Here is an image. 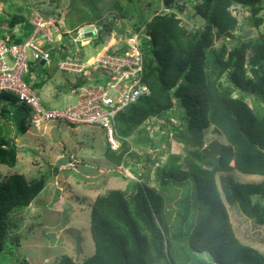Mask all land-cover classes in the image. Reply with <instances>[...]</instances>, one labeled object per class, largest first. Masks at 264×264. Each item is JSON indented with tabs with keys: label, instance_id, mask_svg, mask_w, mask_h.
<instances>
[{
	"label": "trees",
	"instance_id": "obj_1",
	"mask_svg": "<svg viewBox=\"0 0 264 264\" xmlns=\"http://www.w3.org/2000/svg\"><path fill=\"white\" fill-rule=\"evenodd\" d=\"M160 1L171 12L154 14L144 21L143 30L133 25L145 35L142 83L150 95L118 114L115 127L122 148L118 153L106 152V158L121 164L129 151L127 140L152 118L177 117L191 147L200 146L203 130L209 127L225 143L213 142L201 165L186 169L178 158L171 157L157 172L162 191L190 185L175 203L179 208L176 228L167 225L162 195L137 180L130 197L111 190L93 200L89 208L92 255L78 260L63 256L56 264H264L258 250L236 238L226 208H237L245 218L264 226V182L239 183L230 174L238 171L264 178V18L260 15L264 0H193L194 16L201 20L196 31L182 26L177 15H185L186 7L179 0ZM245 11L247 16H243ZM25 12L26 16L30 13ZM19 23L28 35L32 27L27 18L12 14L0 19V37L10 35ZM245 23L258 31L254 38L246 37L229 50L224 42L215 47L218 41L233 39L236 29ZM112 26L111 22L99 23L93 43L105 45ZM68 55L61 53V58ZM246 99H252L254 107ZM0 117L11 121L19 135L27 131L31 114L26 106L18 105L16 97L2 92ZM2 131L0 126V165L13 168L17 148ZM167 133L145 140L156 149ZM44 184L43 176L28 181L19 173L0 179L1 264L6 260L1 258L8 231L6 218L28 207Z\"/></svg>",
	"mask_w": 264,
	"mask_h": 264
},
{
	"label": "rangeland",
	"instance_id": "obj_2",
	"mask_svg": "<svg viewBox=\"0 0 264 264\" xmlns=\"http://www.w3.org/2000/svg\"><path fill=\"white\" fill-rule=\"evenodd\" d=\"M151 1L154 2L150 3ZM0 2L3 4L4 14L7 16L17 14L26 17L29 21L37 13L47 19H54L60 33H71L69 35L71 37L76 36V30L84 24H92L97 28L95 31H98L99 23L111 22L113 31L107 39L106 45L101 48L98 46L96 50H92V45L80 48V50L90 51L89 56L84 57L85 59L94 57L101 49L105 50L114 44L116 47L120 46L118 39H124V36L129 32H134V24L135 26L139 25L138 28L143 30L144 23L150 20L154 14L162 10L171 12L170 9L163 8L160 0H136V2L128 0H0ZM177 3L186 7L185 15H177L181 19L182 26L190 31L200 29L201 20L194 16L193 0L186 1V3L179 0ZM20 8H22L21 12ZM25 9L30 12L28 16H26ZM233 14L235 15L237 12H233ZM247 15L245 11L243 16ZM260 15L264 18V11ZM89 30H92V26L89 27ZM259 31H261V27ZM257 32L245 23L236 29L233 39L218 41L215 43V47L217 48L221 42H224L229 50L235 44L239 45L245 41L246 37L254 38ZM142 33L144 34L143 31ZM60 59L63 58L57 55L56 51L51 50L50 62L46 65L31 64L30 74L26 78L27 82L31 84L46 78L45 86H50L53 89L51 96L47 97L43 94L44 90L39 92L41 104L45 109H65L76 102L75 96L69 93L71 85L69 81L73 75L58 70L57 64ZM60 80H62L61 83H59ZM58 90L60 91L58 92ZM246 102L254 107L252 99H246ZM0 121L3 122L2 119ZM10 124L11 122L8 121L1 125L2 133L3 135L7 133L10 139L12 138L13 144L17 145V151L20 152L19 156L17 154L18 164L22 166L17 164L15 168H8L0 165V179H4L16 171L24 174L28 181L43 176L50 183L46 184L47 189L43 194L50 193L52 186H54L52 187L55 189L54 191L60 194L52 195V209H56L52 212L47 208L40 209V204L45 200L40 193L32 205L13 211L8 215L6 218L8 231L4 240V251L1 254V258L6 259L4 264H56L63 256H70L75 260L89 257L93 253V243L89 231V208L92 200L97 194L107 195L111 190H121L125 192L126 197H130L134 192L131 186L137 180L144 182L149 188L162 195L165 202L167 225L169 228H176L179 208L175 203L185 195L190 185L162 191L156 179L157 172L171 157L178 158V162L186 169L191 164L201 165L213 142L225 143L223 137L213 132L209 127L203 130L200 146L194 148L187 144L186 130L177 117L171 116L169 119L160 120L148 119L129 138L130 143L127 147L130 151L125 157L126 172H124L122 169H117V166L106 158V152L109 153L106 136L98 127L78 125L68 126V129H64L65 126H58L60 123L49 122V125H56L58 130H54L50 136L44 135L36 138L37 136L35 137L33 133H39L37 128L30 127L25 133L16 135L17 132L10 127ZM61 128L66 134H62ZM163 131H168V133L160 143V147L151 148L145 138L152 139L156 133L161 134ZM60 137H66L73 145L64 147ZM57 140L60 141V145L56 148L52 147V144ZM72 148L76 150L75 155L80 160V164L81 161L89 164L91 173H97L99 167H105L104 170L102 169L104 174L98 175L96 180L88 181L79 174L84 166L79 167L81 169L76 173V171L61 170L56 167L57 161L51 164L53 159L55 160L64 149L70 151L73 150ZM203 168L210 169L211 167L203 166ZM135 173L139 177L135 176ZM230 174L239 183L264 182V178L261 176L245 175L238 171H232ZM86 181L89 183L84 184ZM86 189H90V191ZM226 208L236 238L242 244L258 250L264 256V226L257 225L252 220L245 218L237 208L228 205ZM199 257L203 256L199 255ZM205 258L208 259L207 256Z\"/></svg>",
	"mask_w": 264,
	"mask_h": 264
},
{
	"label": "built area",
	"instance_id": "obj_3",
	"mask_svg": "<svg viewBox=\"0 0 264 264\" xmlns=\"http://www.w3.org/2000/svg\"><path fill=\"white\" fill-rule=\"evenodd\" d=\"M3 14L0 3V19ZM29 23L32 32L20 43L0 37V93L15 96L18 103L30 110V125L35 128L49 122L98 127L104 132L110 149L118 150L122 143L115 127L118 114L141 97L150 95L149 88L142 83L143 35L131 33L118 39L120 46L114 44L93 58L83 59L79 49L75 47L71 51L69 46L82 44L89 32L80 28L76 36L64 39L54 19L37 13ZM53 45L61 53L69 54L59 60L58 70L75 77L69 93L75 96L76 102L65 109H45L38 90L25 81L31 63L50 62ZM77 167L78 161L71 155L70 162L62 169L76 170ZM118 169L123 170L122 165Z\"/></svg>",
	"mask_w": 264,
	"mask_h": 264
},
{
	"label": "crops",
	"instance_id": "obj_4",
	"mask_svg": "<svg viewBox=\"0 0 264 264\" xmlns=\"http://www.w3.org/2000/svg\"><path fill=\"white\" fill-rule=\"evenodd\" d=\"M85 25H90V24H85ZM31 26V25H30ZM26 27H23V25L22 24H17V25H15L14 27H13V29H12V31H11V34L9 35V34H6L5 35V38H8V39H12V40H15V39H23V38H28L29 37V35H30V33L27 35V32H26ZM3 33H5V31H3ZM95 37L96 36H90V37H88L83 43V47L85 48V47H89V46H91L92 45V50H96L97 48H98V46L99 45H95L94 43H93V40L95 39ZM65 39H66V37H65ZM73 48V47H72ZM101 48V47H100ZM56 53H57V55H59L60 57H61V53H59L57 50H56ZM90 53V51L89 52H87V50L85 51V50H82L81 49V56L84 58V57H86V56H89L88 54ZM31 64H35V63H31ZM31 64H30V67H31ZM40 65H42V64H40ZM73 80H74V77L69 81V82H71V83H69V84H71L70 85V88L72 87V82H73ZM45 80H42V81H39L37 84H35V87H37L38 88V90H39V92L40 91H42V90H44V95H45V97H47V96H51V93H52V88L50 87V86H45V82H44ZM61 81L62 80H60L59 81V83H61ZM58 83V82H57ZM63 83V82H62ZM70 90V89H69ZM60 90H58V92H59ZM4 121V120H3ZM3 122H0V124H2ZM11 126V128L15 131V127L12 125V124H10ZM65 126V128L64 129H68V126L69 125H67V124H63V123H60V124H58V126ZM62 129V134L64 133V134H66L65 132H64V129L63 128H61ZM9 130V129H8ZM7 130V131H8ZM38 130V132L39 133H37V134H34L33 133V135L36 137V138H38V137H43L44 135L45 136H50V135H52V133H53V131L54 130H58V127L56 126V125H49V124H45L41 129H37ZM33 136V137H34ZM10 138V137H9ZM63 138V139H62ZM60 137V140H61V142H63L62 144L64 145V147L66 146V148H67V145L70 147V146H72L73 144L71 143V141H69V140H67V138L65 137ZM60 141H58L57 140V142L55 143H53L52 144V147L53 146H55V148H56V146H59L60 145V143H59ZM49 147H51V146H49ZM16 148H17V145H16ZM18 149V148H17ZM73 149V148H72ZM67 152H76V150H65L64 149V151L57 157V158H55V160L53 159V161H52V163L51 164H54L56 161H58V159L61 157V156H63L64 154H66ZM17 154H18V156L20 155V152L19 151H17ZM22 155V154H21ZM75 157H76V155H75ZM48 158H50L51 159V157H48ZM78 159V158H77ZM38 161H39V159H37ZM49 163H50V161H49ZM81 163L83 164L82 166H84V169L79 173L80 174V176L84 179V180H88V181H91V180H96L97 179V177H98V175H103V173H104V169L103 168H105V167H99L98 168V172L97 173H91L92 172V170L90 169V167L88 166L89 164L88 163H85L84 161H81ZM107 163V162H106ZM17 164H18V158H17V163H16V165H15V167L17 166ZM18 165H21V164H18ZM28 165H30V164H28ZM22 166V165H21ZM30 166H32V165H30ZM33 166H35L36 167V165H33ZM53 166V165H52ZM85 166H86V168H85ZM15 167H13V168H15ZM81 167V166H80ZM101 168V169H100ZM80 169L81 168H78V170L76 171V173H78L79 171H80ZM103 169V170H102ZM107 170V169H106ZM15 173H19V174H22V173H20V172H15ZM24 175V174H23ZM25 176V175H24ZM39 178V177H38ZM35 179H37V178H35ZM45 179V184H44V188H43V190L40 192L43 196H44V201L40 204V206H41V208L40 209H44V208H47V210H49V211H54V210H56V209H52V202H53V197H52V195L54 194V195H59L60 193L59 192H57V191H54L55 189H53L52 187H54V186H52L51 187V189H52V191H50V193H47V194H43V192L47 189V187H46V184H50V183H48L49 181H46V178H44ZM91 179V180H90ZM75 182V181H74ZM76 183L78 184V182L76 181ZM89 182H87L86 181V183H84V184H88ZM59 189H61L60 187H58ZM57 189V188H56ZM87 190V189H86ZM87 191H90V189H88ZM40 193H39V195H40ZM95 193V192H94ZM96 194V193H95ZM62 195V194H61ZM62 198V197H61ZM34 201V200H33ZM93 201V200H92ZM30 205H32V203L30 204ZM29 205V206H30Z\"/></svg>",
	"mask_w": 264,
	"mask_h": 264
},
{
	"label": "clouds",
	"instance_id": "obj_5",
	"mask_svg": "<svg viewBox=\"0 0 264 264\" xmlns=\"http://www.w3.org/2000/svg\"><path fill=\"white\" fill-rule=\"evenodd\" d=\"M164 1V0H163ZM1 3V2H0ZM2 4V3H1ZM2 6H3V4H2ZM3 9H4V6H3ZM4 11H5V9H4ZM2 18H7V15H5V14H3V17ZM44 18V17H43ZM47 19V18H46ZM28 21V20H27ZM28 24L29 25H31L30 23H29V21H28ZM88 26H92V30L90 31V30H88V31H85V32H89V34H87L88 36H86L83 40H82V44H80V42H78V43H76V44H71L69 47H70V50L72 51L75 47H76V45L78 44V47L77 48H79V55H80V57H82L81 56V50H80V48L81 47H83V42L88 38V37H90V36H96V34H97V31H95L97 28L96 27H94V25H92V24H90V25H82V26H80V27H78V29H80V28H86V27H88ZM32 27V26H31ZM96 28V29H95ZM77 29V30H78ZM77 30H76V32H77ZM31 32H32V30H31ZM135 32H138V31H135ZM135 32H129L126 36H128V35H130L131 33H135ZM139 33H141L142 35H143V37H145V35L141 32V31H139ZM31 34V33H30ZM71 33H67V34H63V36H64V39H65V37H66V39L69 37V35H70ZM30 36V35H29ZM126 36H124V38L126 37ZM1 38H3V37H1ZM5 38V37H4ZM26 39V38H25ZM24 39V40H25ZM121 39V38H120ZM227 40L229 39V38H226ZM10 40V39H9ZM56 45V44H55ZM55 45H53V47H55V48H53L52 50H55V49H57L56 48V46ZM106 45V44H105ZM73 47V48H72ZM104 50L103 49H101V51H99L98 52V54H100V53H102ZM59 53H60V51H59ZM50 54H51V51H50ZM64 54V53H63ZM68 54V53H67ZM98 54H96V55H98ZM95 55V56H96ZM94 56V57H95ZM143 57H144V55H143ZM83 58V57H82ZM89 58H93V57H88L87 59H89ZM83 59H85V58H83ZM37 63H41V62H37ZM36 63V64H37ZM42 65H46V64H44V62H43V64ZM28 76V75H27ZM27 76L25 77V78H27ZM74 77V76H73ZM46 79V78H45ZM45 79H43V80H45ZM74 80H75V77H74ZM73 80V81H74ZM26 81V80H25ZM27 82V81H26ZM28 83V82H27ZM29 84V86L30 85H34L35 86V84H37V83H28ZM72 86H73V82H72ZM31 87V86H30ZM32 88H35V89H37L38 90V88L37 87H32ZM2 93V92H1ZM38 94H39V90H38ZM15 97V96H14ZM40 97V96H39ZM40 100H41V98H40ZM17 102H18V100H17ZM18 105H22V104H20V103H18ZM2 119V121H3V123L4 122H8V120L6 121L5 119H3V118H1L0 117V120ZM1 122V121H0ZM9 122H11V121H9ZM2 123V124H3ZM57 123H59V122H57ZM2 124H0V126L2 125ZM48 124V123H47ZM63 124H66V123H63ZM67 125H69V124H67ZM69 126H75V125H69ZM30 127H33V126H31L30 125V121H29V127H28V129L27 130H29L30 129ZM35 128V127H34ZM37 129H41V127L40 128H37ZM11 140H12V138H11ZM127 140V139H126ZM128 142H129V139L127 140ZM107 142V141H106ZM130 143V142H129ZM121 148H122V143H121V147L118 149V150H111L110 149V147L108 146V151H112V152H115V153H118V152H120V150H121ZM130 151V150H129ZM129 151H128V153H126V155H125V157L127 156V154H129ZM68 153V152H67ZM71 155H73L74 156V158L78 161V167H77V169L76 170H71V171H77L78 170V168L80 167V166H82L83 164L81 163L80 164V160H78L76 157H75V153L73 152ZM70 155V156H71ZM125 157H124V161L121 163V164H119V165H116L117 166V169H118V167L119 166H121L122 165V168H123V170H124V172H126V169L124 168V164H126L125 163ZM69 159H70V157H69ZM57 163V162H56ZM113 164V163H112ZM80 165V166H79ZM61 170H62V167H59ZM119 173V172H118ZM104 174V173H103ZM120 174V173H119ZM121 176H124L123 174H120Z\"/></svg>",
	"mask_w": 264,
	"mask_h": 264
},
{
	"label": "water",
	"instance_id": "obj_6",
	"mask_svg": "<svg viewBox=\"0 0 264 264\" xmlns=\"http://www.w3.org/2000/svg\"><path fill=\"white\" fill-rule=\"evenodd\" d=\"M164 2L167 3L168 0H164ZM89 27H91V26H88V27H86V28H83V30H84V31H88V30H89ZM40 64H43V62H41ZM72 153H73V152H68V153L64 154L63 156H61V157L58 159L57 163H56V167L59 168V167H63V166H65V165H67V164L70 162L69 157H70V155H71Z\"/></svg>",
	"mask_w": 264,
	"mask_h": 264
},
{
	"label": "bare ground",
	"instance_id": "obj_7",
	"mask_svg": "<svg viewBox=\"0 0 264 264\" xmlns=\"http://www.w3.org/2000/svg\"><path fill=\"white\" fill-rule=\"evenodd\" d=\"M7 21V20H6Z\"/></svg>",
	"mask_w": 264,
	"mask_h": 264
}]
</instances>
